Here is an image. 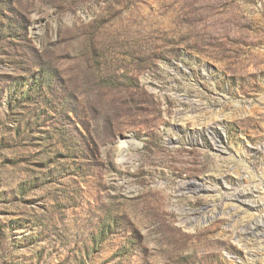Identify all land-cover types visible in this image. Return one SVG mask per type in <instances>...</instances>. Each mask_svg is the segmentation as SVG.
<instances>
[{
  "label": "rangeland",
  "instance_id": "1",
  "mask_svg": "<svg viewBox=\"0 0 264 264\" xmlns=\"http://www.w3.org/2000/svg\"><path fill=\"white\" fill-rule=\"evenodd\" d=\"M263 220L264 0H0V264H264Z\"/></svg>",
  "mask_w": 264,
  "mask_h": 264
},
{
  "label": "bare ground",
  "instance_id": "2",
  "mask_svg": "<svg viewBox=\"0 0 264 264\" xmlns=\"http://www.w3.org/2000/svg\"><path fill=\"white\" fill-rule=\"evenodd\" d=\"M219 139H220V135H219ZM214 147H215V149L217 151H219L221 153H226L227 152V148L222 144V141H220L218 139H216ZM184 189H186V190H188L190 192H195V190L198 191L197 188L190 187V186L189 187H184ZM182 190H183V188H182ZM233 196H234L235 200L239 201L240 203L247 204L248 206L253 207L254 209H258L262 205L260 203L259 190L257 188H254V187H252V188H250V187L247 188L246 187V188L234 193ZM200 201H201L200 196L195 198V202L196 203H198ZM194 214H195V216L197 218L202 217L204 219L205 217H208V218L211 217V215H207L205 213H201L200 211H196ZM262 225H264V220H263V222H259V221L256 222L255 223V226H256L255 228L258 229L259 226L262 227ZM261 227H260V229H261Z\"/></svg>",
  "mask_w": 264,
  "mask_h": 264
}]
</instances>
